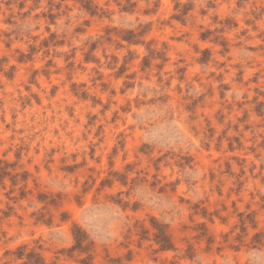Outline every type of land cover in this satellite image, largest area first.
<instances>
[{
	"label": "rangeland",
	"instance_id": "1",
	"mask_svg": "<svg viewBox=\"0 0 264 264\" xmlns=\"http://www.w3.org/2000/svg\"><path fill=\"white\" fill-rule=\"evenodd\" d=\"M42 2L7 0L15 10L0 13L5 264H261L264 0H154L140 12L152 19L134 28L112 23L115 12L96 0H60L56 11ZM138 2L111 0L130 15ZM73 6L88 18L53 31ZM30 20L39 22L31 30ZM148 145L179 151L149 159ZM138 174L144 182L123 207L112 193ZM144 207L155 214L118 244L72 242L77 218L102 234L117 215ZM161 226L171 249L156 241ZM58 233L69 243L53 250L44 237Z\"/></svg>",
	"mask_w": 264,
	"mask_h": 264
},
{
	"label": "clouds",
	"instance_id": "2",
	"mask_svg": "<svg viewBox=\"0 0 264 264\" xmlns=\"http://www.w3.org/2000/svg\"><path fill=\"white\" fill-rule=\"evenodd\" d=\"M7 0H0V13H10L15 10L14 7L9 8L5 7ZM20 0H16V3H19ZM33 0H29V5H31ZM60 0H44L40 4V10H47L48 5L50 4L52 6V11H56L54 5L59 3ZM97 3L100 4L101 7H108L113 12H115V15L112 17V23L119 24L123 27H129L134 28L137 23H147L148 20L152 19V17H144L140 15V12L145 8H151L154 0H139L137 4V9L134 15H130L128 13H121L116 9V5L114 3H111V0L105 4V0H96ZM136 2V0H119V3L121 6H127L130 3ZM181 2H186V0H181ZM202 6V5H198ZM168 8L170 6H166L163 14L167 16ZM88 18L87 13L83 10L79 9L76 6H73V10L68 15H61L60 19L57 20L56 26L54 27L53 31L61 32V31H67L71 32L72 25L79 23L80 20ZM71 21V24L65 25V21ZM34 23H39L38 21H29L28 22V28L31 30L32 25ZM5 30H8L7 26H3ZM2 39V37H0ZM203 91L202 88H195L191 92V95L197 96ZM235 99L240 100L241 99V92L236 91L235 92ZM191 130L193 132V137H195L196 141H200L202 139L201 130L196 127L195 125L191 126ZM193 137H188L185 139L184 143L187 148L192 150H198L200 147V144L198 142H194ZM179 151V148L173 149L169 146H159V145H148L145 149V153L148 156L149 159L152 158V153L155 152L157 155H164L167 153L168 156H175L177 152ZM260 163L264 164V156H261ZM236 171V169H234ZM183 175L188 176L189 173L185 172ZM201 175V173H197V176ZM144 182V177L141 175H137L132 181L129 182L127 188L123 193L119 192V189L117 192L112 193V196H114L117 200L120 199V196L124 197V200L121 202L123 207H131L132 201L128 200V193H131L134 190L135 184ZM251 185H249V188L251 189ZM202 194L201 192H196V195L199 196ZM54 195V193H53ZM260 195H264V188L260 189ZM81 197H83V193H81ZM3 205L0 204V208H2ZM147 214H155V210L150 207H144L141 209V215H128L125 213L124 215H117V217L112 222V225L107 228L102 234H96L95 232L91 231L90 229L84 228V238L86 241H95L97 246H113L115 244H118L120 240L124 237L125 233L128 229H132L133 231H137V228H133L134 222L138 220H143L146 218ZM168 223H175L174 220L169 219L167 221ZM77 225L79 226V218H77ZM18 234V233H17ZM44 242L47 244L48 247L55 249V246L61 243H69V241L66 238H63V233H58L57 235H51L46 234L44 237ZM72 242H75L73 240ZM5 257L3 256V249L0 248V264H5ZM261 264H264V261L261 262Z\"/></svg>",
	"mask_w": 264,
	"mask_h": 264
},
{
	"label": "trees",
	"instance_id": "3",
	"mask_svg": "<svg viewBox=\"0 0 264 264\" xmlns=\"http://www.w3.org/2000/svg\"><path fill=\"white\" fill-rule=\"evenodd\" d=\"M164 228H165L164 226H161L160 228H158V231L155 234L156 241L160 245V250H166L172 248V244L170 242L168 235L165 233ZM73 235L76 241V247L80 249H85L87 244L84 245V242L86 241L84 238V233L83 230L78 225L73 226Z\"/></svg>",
	"mask_w": 264,
	"mask_h": 264
}]
</instances>
